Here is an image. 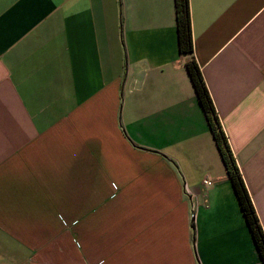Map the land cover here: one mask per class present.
Wrapping results in <instances>:
<instances>
[{"label":"crops","instance_id":"obj_1","mask_svg":"<svg viewBox=\"0 0 264 264\" xmlns=\"http://www.w3.org/2000/svg\"><path fill=\"white\" fill-rule=\"evenodd\" d=\"M189 1L0 0V264H263L187 62L264 231V0Z\"/></svg>","mask_w":264,"mask_h":264},{"label":"trees","instance_id":"obj_2","mask_svg":"<svg viewBox=\"0 0 264 264\" xmlns=\"http://www.w3.org/2000/svg\"><path fill=\"white\" fill-rule=\"evenodd\" d=\"M175 2V16L176 27L178 32V46L179 51L183 54H189L193 52V35H192V20L190 12L189 0H174ZM188 73L193 82L194 89L200 99V104L205 110L206 117L212 129L213 136L215 137L219 151L224 160V164L227 168L230 180L236 191V196L241 205L242 211L246 217L247 225L252 232L254 242L260 252L261 260L264 264V231L262 223L256 212L255 205L249 195L248 188L244 181V177L237 165L236 158L231 150V146L225 135V131L219 120V115L213 104V99L207 89L206 82L201 72V68L195 59L190 58L187 62ZM192 227L194 225L192 224ZM194 232V228H192Z\"/></svg>","mask_w":264,"mask_h":264},{"label":"built area","instance_id":"obj_3","mask_svg":"<svg viewBox=\"0 0 264 264\" xmlns=\"http://www.w3.org/2000/svg\"><path fill=\"white\" fill-rule=\"evenodd\" d=\"M203 182H204L205 184H210V183H211V181H210L208 178L204 179Z\"/></svg>","mask_w":264,"mask_h":264}]
</instances>
